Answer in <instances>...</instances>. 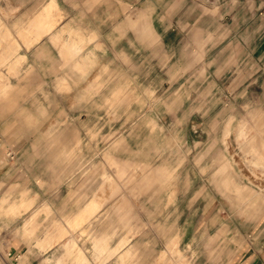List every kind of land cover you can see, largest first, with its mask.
Wrapping results in <instances>:
<instances>
[{"label":"clouds","instance_id":"1","mask_svg":"<svg viewBox=\"0 0 264 264\" xmlns=\"http://www.w3.org/2000/svg\"><path fill=\"white\" fill-rule=\"evenodd\" d=\"M0 264H264V0H0Z\"/></svg>","mask_w":264,"mask_h":264}]
</instances>
